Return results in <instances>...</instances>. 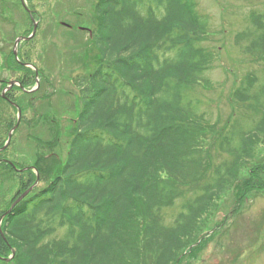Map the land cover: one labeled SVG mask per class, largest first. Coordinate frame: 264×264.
<instances>
[{"label":"trees","instance_id":"1","mask_svg":"<svg viewBox=\"0 0 264 264\" xmlns=\"http://www.w3.org/2000/svg\"><path fill=\"white\" fill-rule=\"evenodd\" d=\"M92 15L83 54L79 48L71 56L76 66L81 62L87 69L89 56L96 65L70 78L80 108L68 127L62 162L47 157L60 140L59 125L36 109L38 89L27 93L36 80L22 46L34 38L19 44L17 59L12 51L4 59L2 69L21 76L14 80L19 86L0 96V107L16 114L14 93L29 98L53 140L36 141L48 154H38L32 165L11 162L19 172L4 162L10 144L0 151V187L13 176L19 196L37 177L47 182L2 220L0 257L7 259L12 250L15 255L0 264H180L195 257L197 230L213 208L225 207L227 189L232 188L235 214L264 188L259 162L245 179H236L242 163L254 158L252 141L264 140L262 78L249 74L233 93L244 110L260 116L253 123L237 120L232 127L229 120L218 129L200 113L198 90L208 84L204 75L213 53L202 44L209 18L199 14L196 0H96ZM236 43L264 62V14L252 15ZM37 72L41 83L44 74ZM10 82L0 81V91ZM3 122L0 149L16 119ZM220 201L224 205L217 207ZM223 223L210 229L212 235Z\"/></svg>","mask_w":264,"mask_h":264},{"label":"rangeland","instance_id":"2","mask_svg":"<svg viewBox=\"0 0 264 264\" xmlns=\"http://www.w3.org/2000/svg\"><path fill=\"white\" fill-rule=\"evenodd\" d=\"M95 2L96 0H25L31 13L38 16V19H34L37 24L34 39L22 46V53L28 56L36 70H42L45 78L34 87V90L38 89L34 104L39 109V114H48L50 121L59 125L61 137L56 148L49 151L53 156L37 149L36 141L41 139L50 143L53 140L52 134L48 131V126L42 124L41 115L33 114L29 98L14 93L15 104L20 105L24 121L22 119L23 123L20 122L10 149L3 156L6 160L24 167L32 165L38 154L43 157L47 155L48 161L55 158L62 162L65 159L70 138L68 127L80 108L78 90L72 85L70 78L74 74L90 73L96 65L91 63L92 56H89V60L84 62L87 69L83 68L81 62L76 66L71 54L81 48V56L88 44L94 28L92 6ZM196 2L199 14L209 18L202 44L213 53L209 72L204 75L208 84L198 90L200 113L208 115L209 122L218 129L227 127L225 123L228 125L229 120L232 127L237 120L253 123L252 117L260 116L254 111L244 110L234 100L233 93L241 87L249 74L255 75L257 80L262 78L261 87L264 88V62L257 61L251 54L243 53L236 43V36L245 30L253 14H264V0ZM26 16L28 15H25L19 0H0V81H14L21 76L2 67L4 59L14 48L15 39L32 33L33 22ZM243 46H246V42ZM259 84L260 82L256 83L255 89ZM0 119L1 127H5L3 121L13 122L16 114L1 106ZM248 126L252 127L250 124ZM4 137V133L0 131V143ZM252 142L254 158L242 163L239 177H236L241 181L255 164L259 162L264 165V140ZM261 176L264 179V172ZM46 183V179H38L36 190L31 193L34 189L32 186L33 189L26 196L42 190ZM18 188L17 178L11 176L3 179L0 187V211L10 201L14 203L29 190L17 196ZM230 189L232 188L222 195L225 207L213 208V213L206 216L200 224L201 229L197 230L195 243L200 248L195 257L184 258L180 264H264V188L246 200L236 211L237 215L232 212L234 198ZM220 205H224L223 201L217 202V207ZM223 219V227H217L216 234L212 235L215 231L210 229L219 225ZM222 230L224 233L220 235ZM205 231L211 233L206 235ZM59 239L58 235H54L55 242ZM191 248L189 246L186 249ZM184 252L186 250L178 255Z\"/></svg>","mask_w":264,"mask_h":264},{"label":"water","instance_id":"3","mask_svg":"<svg viewBox=\"0 0 264 264\" xmlns=\"http://www.w3.org/2000/svg\"><path fill=\"white\" fill-rule=\"evenodd\" d=\"M21 4H22V6L25 8V5H24V1L23 0H21ZM31 21L33 22V29H32V33H31V35L28 37V38H18V39H16V41H15V44H14V48H13V54H14V56H15V58L17 57V52H16V48H17V45H18V43L20 42V41H28V40H30L33 36H34V34H35V31H36V26H37V24L34 22V20H33V18H31ZM28 67H30L31 68V66H28ZM34 69V68H33ZM35 70V69H34ZM36 71V70H35ZM36 79H37V74H36ZM36 82H37V80H36ZM13 85H16V83L15 82H11L10 84H9V86H8V88L6 89V90H4L3 92H2V96H4V93H5V91H8V90H10L11 89V87L13 86ZM33 91V90H32ZM32 91H30L29 93H31ZM12 106L13 107H15V109L17 110V122H16V126L8 133V136H7V140H6V142H5V144H4V146L0 149V151H3V150H5L7 147H8V145H9V143H10V141H11V137H12V133L14 132V130L16 129V127L18 126V124H19V120H20V110H19V108L17 107V106H15L14 104H12ZM9 165L10 166H12L13 168H14V166L11 164V163H9ZM15 169V168H14ZM38 183V178L36 179V183L34 184V186L36 185ZM33 186V187H34ZM33 187H31V188H29V190L28 191H26L25 193H23L14 203H12L11 204V206L9 207V209L0 217V224H1V221L3 220V218L5 217V216H7L8 214H10L11 213V211L14 209V207L33 189ZM0 235H1V231H0ZM2 236V235H1ZM3 238V237H2ZM14 256V252H12V254H11V257L10 258H12ZM6 261H9V259L8 260H6Z\"/></svg>","mask_w":264,"mask_h":264}]
</instances>
